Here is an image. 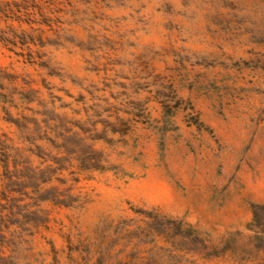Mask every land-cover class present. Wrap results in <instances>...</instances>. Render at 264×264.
<instances>
[{"label":"rangeland","instance_id":"374dc122","mask_svg":"<svg viewBox=\"0 0 264 264\" xmlns=\"http://www.w3.org/2000/svg\"><path fill=\"white\" fill-rule=\"evenodd\" d=\"M0 264H264V0H0Z\"/></svg>","mask_w":264,"mask_h":264}]
</instances>
